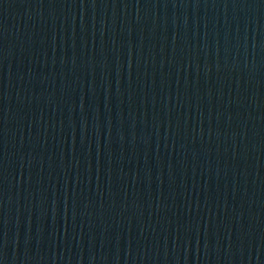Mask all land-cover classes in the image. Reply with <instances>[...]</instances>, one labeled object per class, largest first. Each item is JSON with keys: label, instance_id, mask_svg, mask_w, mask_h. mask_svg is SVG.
I'll use <instances>...</instances> for the list:
<instances>
[{"label": "water", "instance_id": "1", "mask_svg": "<svg viewBox=\"0 0 264 264\" xmlns=\"http://www.w3.org/2000/svg\"><path fill=\"white\" fill-rule=\"evenodd\" d=\"M0 264H264V0H0Z\"/></svg>", "mask_w": 264, "mask_h": 264}]
</instances>
